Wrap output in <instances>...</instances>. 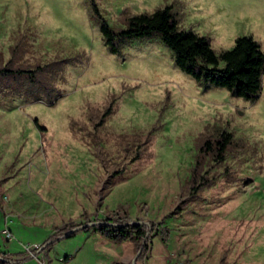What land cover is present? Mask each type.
<instances>
[{"label": "rangeland", "instance_id": "1", "mask_svg": "<svg viewBox=\"0 0 264 264\" xmlns=\"http://www.w3.org/2000/svg\"><path fill=\"white\" fill-rule=\"evenodd\" d=\"M166 4L216 52L246 34L264 52V0H0V67H42L0 78V250L13 264H264V67L249 100L197 83L157 33L118 52L104 41L100 19L117 31ZM222 130L223 160L198 150ZM112 218L151 227L142 255L91 226Z\"/></svg>", "mask_w": 264, "mask_h": 264}, {"label": "trees", "instance_id": "2", "mask_svg": "<svg viewBox=\"0 0 264 264\" xmlns=\"http://www.w3.org/2000/svg\"><path fill=\"white\" fill-rule=\"evenodd\" d=\"M93 6L98 12L95 3H93ZM99 27L104 41L111 52H118L120 45L127 39L150 36L153 33H157L163 43L173 51L176 65L197 83L221 86L231 95L249 100H253L258 96L264 67V52L252 35H239L234 39L231 47L216 52L212 48L208 37L192 29L179 27L171 5L167 4L150 12H139L129 15L126 26L117 31L113 30L102 19H100ZM41 68L39 64L35 65L34 68L4 65L0 67V78L6 82L15 79L32 81L35 78L36 71ZM7 91L6 87L4 89L0 88V94ZM35 122L37 123L36 120ZM231 139V132L222 130L219 137L215 138V142L206 139L198 150L212 151L216 160H223ZM83 223L81 221L79 223L68 222L64 224L59 228V237L72 227ZM91 226L104 231L115 240L132 239L137 248L141 245L140 255L145 250L147 231L151 228H146L144 224L139 222L132 223L118 218L101 219ZM88 227L84 226L79 229H87ZM77 230L71 232L69 236ZM55 239L56 237L49 240L46 246L50 245ZM142 240H144L143 243ZM14 262L15 260L6 251L0 250V264H13ZM114 264L125 263L117 261Z\"/></svg>", "mask_w": 264, "mask_h": 264}, {"label": "built area", "instance_id": "3", "mask_svg": "<svg viewBox=\"0 0 264 264\" xmlns=\"http://www.w3.org/2000/svg\"><path fill=\"white\" fill-rule=\"evenodd\" d=\"M3 234L5 236L6 239H10L12 237V233L10 231V229L8 227L5 226V228L3 229ZM43 247H45V244H37L34 243L32 245L26 244L24 245L25 251L27 253L28 256H33V257H37V252L40 251L41 249H43ZM41 263H43L42 260H40Z\"/></svg>", "mask_w": 264, "mask_h": 264}, {"label": "water", "instance_id": "4", "mask_svg": "<svg viewBox=\"0 0 264 264\" xmlns=\"http://www.w3.org/2000/svg\"><path fill=\"white\" fill-rule=\"evenodd\" d=\"M138 222V221H137ZM90 223H83V224H81V225H77V226H75V227H72L71 229H69V230H67L65 233H63V235L62 236H64V237H66V236H69V234L71 233V232H73V231H75V230H77V229H79V228H82V227H84V226H88ZM93 224V223H92Z\"/></svg>", "mask_w": 264, "mask_h": 264}]
</instances>
